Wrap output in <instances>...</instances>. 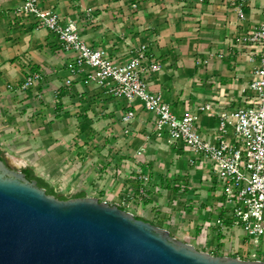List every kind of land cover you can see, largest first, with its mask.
Instances as JSON below:
<instances>
[{"label": "crops", "instance_id": "obj_1", "mask_svg": "<svg viewBox=\"0 0 264 264\" xmlns=\"http://www.w3.org/2000/svg\"><path fill=\"white\" fill-rule=\"evenodd\" d=\"M241 1L213 0L199 4L197 0H145V3L137 0H41V5L64 18L80 19L81 36L91 47L122 55L130 47L148 44L155 64L161 69L153 74L151 87L163 93L177 116L188 113L197 116L199 132L206 141L214 143L221 113L247 107L256 96L249 86L259 61L249 60V52L239 44V38L264 21V7L262 11L256 10L253 0H245L246 20L240 22L236 8ZM18 9L15 0H0L1 116L12 112L18 101L31 94H40L42 90L52 93L59 90V96L73 87H83L89 94L92 89L88 91L89 88L78 81L71 88L65 86L70 77L67 64L72 53L63 47L55 34L40 29ZM88 10H92V15ZM38 72L43 73L48 83L42 82L29 92L19 89L18 85L25 78ZM27 100L21 104L34 101ZM33 103L39 110L35 119H42V103ZM106 103L120 116L128 108L126 102L110 100ZM202 106L210 109L203 111ZM52 110L55 114L57 105ZM136 116L131 126L133 134L124 131L130 142L126 157H120V161L131 164L137 152L144 149L154 187L159 193L163 194L164 188L173 189V195L180 192V188L188 189L189 195L185 198L193 201L186 204L190 206L197 202L201 211L207 214L203 216L217 218L224 198L217 187L211 163L180 143L157 139L151 130L154 115L140 109ZM234 132L230 127L226 139L235 142ZM159 193L158 206H163ZM151 203V206L139 209L141 215L138 217L159 222L161 226L163 220L173 217V235L195 236L199 243L208 238L209 231L203 230L202 221H196L202 215L197 219L189 216L185 220L182 215L180 223L181 220L171 214L172 208L158 209Z\"/></svg>", "mask_w": 264, "mask_h": 264}, {"label": "built area", "instance_id": "obj_2", "mask_svg": "<svg viewBox=\"0 0 264 264\" xmlns=\"http://www.w3.org/2000/svg\"><path fill=\"white\" fill-rule=\"evenodd\" d=\"M15 1L19 4L20 13L33 20L40 29L55 34L63 47L72 53L67 64L70 72L65 83L67 88L78 81L89 89H100L116 100H124L128 108L122 112L120 121L126 126V134H133L131 126L138 111L143 109L155 116L151 130L157 139L180 143L211 163L224 201L217 218L201 217L202 228L209 231L210 236L199 247H195L214 256L264 262V21L239 38V44L249 52V60L259 61L249 86L256 96L247 107L221 113L217 140L210 143L199 132L197 116L190 113L177 116L163 93L151 87L153 74L161 69L155 64L148 44L130 47L122 55H113L106 49L91 47L86 42L81 36L80 19L64 18L54 10H45L41 0ZM212 1L197 0V3ZM244 9L245 0L236 8L240 22L246 20ZM92 13V10H88L89 15ZM43 79L42 72L33 73L18 87L29 92ZM55 92L59 94V90ZM209 109V106L201 107L203 111ZM230 127L235 131V142L226 139ZM115 163L114 169L111 168L114 170L112 181L118 180L122 184L115 197L111 195L110 189L98 183L89 186L87 177H83L76 185L63 181L60 189L55 187L56 191L70 193L77 189L78 193L87 192V197L117 205L134 215L137 210L151 206L147 204L148 201L159 208V190L154 187L145 150L138 151L131 164L125 161ZM47 178L50 183L52 176ZM173 219H167L166 226L173 224ZM248 240L252 241L253 247L248 250L247 257H243L241 247Z\"/></svg>", "mask_w": 264, "mask_h": 264}, {"label": "water", "instance_id": "obj_3", "mask_svg": "<svg viewBox=\"0 0 264 264\" xmlns=\"http://www.w3.org/2000/svg\"><path fill=\"white\" fill-rule=\"evenodd\" d=\"M0 159V264H264L198 250L96 197L61 200Z\"/></svg>", "mask_w": 264, "mask_h": 264}, {"label": "rangeland", "instance_id": "obj_4", "mask_svg": "<svg viewBox=\"0 0 264 264\" xmlns=\"http://www.w3.org/2000/svg\"><path fill=\"white\" fill-rule=\"evenodd\" d=\"M137 1L145 3V0ZM253 1L254 8L262 11L264 0ZM257 5L259 8L256 7ZM42 82L48 83L45 77ZM63 93L58 96L56 92H43L42 90L40 94H31L29 98H23L15 103L16 108L14 107L12 112L7 113L6 116L0 114V149L10 162L32 168L38 176L44 177L45 180L48 181L47 177L51 175L50 184L53 187L60 189L63 181L76 185L83 177H87L89 186L92 187L98 183L110 189L111 195L115 197L122 184L118 180L117 182L112 181L114 170L111 168L114 169L115 162L121 164L120 157H126L130 142V138L124 133L126 126L119 120L120 114L113 112L110 109L111 105L106 103L116 99L96 88H93L89 94L83 87H73L65 91V94ZM26 99L34 100L36 104L42 103L41 110L44 115L42 119H35V113L39 110L34 105V101L27 105L21 104ZM116 101L125 104L124 100ZM55 105H57V112L54 114L52 109ZM82 131H85V134ZM53 145L56 146L51 150ZM62 159H66L67 162H63ZM106 165L110 169H107ZM163 190V194L159 193V196L164 204L159 208L167 206L172 208L173 213L171 214L176 215L181 220L180 223L182 219L185 220L189 216L196 218L206 213L201 211V206H197V202L190 206L186 204L193 201L185 198L189 195L188 189L180 188V192H175L174 195L173 189L164 188ZM78 192L79 190L74 189L70 193L66 191L59 193L71 197ZM194 195L201 196L202 194ZM173 196L175 197L172 198ZM175 208L180 210L177 211ZM139 215L141 214L137 210L136 216ZM182 215L185 218H182ZM202 216L196 221L200 223ZM166 222L168 221H162V223ZM166 225L167 223L163 225V228L171 231L172 225ZM175 236L194 246L199 247L200 245L195 236L192 238L186 235L179 236V234ZM252 247L251 240L243 243L242 256L247 257L248 250Z\"/></svg>", "mask_w": 264, "mask_h": 264}, {"label": "trees", "instance_id": "obj_5", "mask_svg": "<svg viewBox=\"0 0 264 264\" xmlns=\"http://www.w3.org/2000/svg\"><path fill=\"white\" fill-rule=\"evenodd\" d=\"M82 133L85 134V131H82ZM0 159L2 161H4L7 165H9L8 164V158L6 157V154L1 149H0ZM23 173L26 175L27 179H29L31 181L32 180H36L41 187L46 188L48 190V193L50 195L56 196L57 198H59L61 200L85 198V197L88 196L87 192H80V193L75 194V195H73L71 197L70 196H66L64 194H60L59 192L56 191V188L53 187L48 181H46L44 178L38 176L32 168H29V167L23 168ZM150 203H151V201L150 202L148 201L147 204H150ZM136 217L139 218V219H143V218L138 217V216H136ZM143 220H146V219H143ZM149 222H151V221H149ZM151 223H153V224H155L157 226H161V224H158V223L153 222V221Z\"/></svg>", "mask_w": 264, "mask_h": 264}, {"label": "flooded vegetation", "instance_id": "obj_6", "mask_svg": "<svg viewBox=\"0 0 264 264\" xmlns=\"http://www.w3.org/2000/svg\"><path fill=\"white\" fill-rule=\"evenodd\" d=\"M8 164H9L8 166L11 167V165H10V161H9V160H8ZM23 168H27V167L22 166L20 169H18V168H13V167H12V169H16V170L21 171V172H23ZM26 178H27V177H26ZM28 180H29V179H28ZM30 181H31V180H30ZM31 182H36L39 188H41V189H45V190H46V193H47L48 195H50V194L48 193V190H47L46 188L41 187V186L39 185V183H38L36 180H32ZM55 197H56V196H55ZM58 199H59V198H58Z\"/></svg>", "mask_w": 264, "mask_h": 264}]
</instances>
